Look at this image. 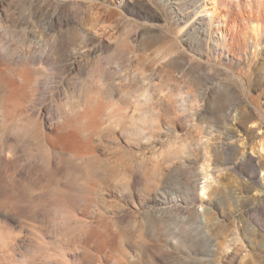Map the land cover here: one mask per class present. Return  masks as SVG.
Instances as JSON below:
<instances>
[{
  "label": "rangeland",
  "instance_id": "1",
  "mask_svg": "<svg viewBox=\"0 0 264 264\" xmlns=\"http://www.w3.org/2000/svg\"><path fill=\"white\" fill-rule=\"evenodd\" d=\"M0 264H264V0H0Z\"/></svg>",
  "mask_w": 264,
  "mask_h": 264
},
{
  "label": "bare ground",
  "instance_id": "2",
  "mask_svg": "<svg viewBox=\"0 0 264 264\" xmlns=\"http://www.w3.org/2000/svg\"><path fill=\"white\" fill-rule=\"evenodd\" d=\"M213 9V8H212ZM212 14V13H211ZM216 22H218L219 24L222 22L221 20H220V15L219 14H216ZM233 28H235L236 29V24H234V26H233ZM234 34V33H233ZM230 37V36H229ZM260 146H263V144H261ZM207 180H208V178H207ZM209 185L208 184H204L203 186H202V189H203V193H205V194H207V198H210V195H211V193L209 192L210 190H209ZM200 204H201V206L202 207H204V208H206V206H208L209 204H208V199H204V198H201L200 199ZM205 213H206V209H205V211H204Z\"/></svg>",
  "mask_w": 264,
  "mask_h": 264
}]
</instances>
